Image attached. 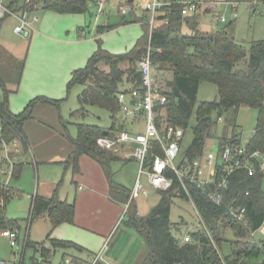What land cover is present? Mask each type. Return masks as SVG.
I'll return each mask as SVG.
<instances>
[{"label":"trees","instance_id":"obj_1","mask_svg":"<svg viewBox=\"0 0 264 264\" xmlns=\"http://www.w3.org/2000/svg\"><path fill=\"white\" fill-rule=\"evenodd\" d=\"M89 0H26L22 9L34 11L41 7L44 10L59 14H84L88 10ZM173 3L158 17L157 25L152 34V60L155 72L171 73L172 79H159L161 92L169 99L167 105L168 119L176 128L185 132L191 126V118L196 110V123L192 127L193 141L188 146V155L192 158L204 152L209 139L214 138L215 121L212 118L217 113L219 119L224 113L233 111L235 117L242 107L258 110V123L253 137L248 143L251 151L264 152V39L253 42L250 50L241 45L231 30L232 23L213 33L200 30V19L204 12H214L217 6H209L200 14L183 17L182 5ZM212 1V0H211ZM229 2L247 3L252 13L256 15L253 6L255 0H228ZM264 4V0H257ZM130 6L132 3L128 2ZM10 6V8H14ZM122 16L117 24L106 27L107 31L133 23L141 24L143 35L132 49L121 54H114L102 47L98 42L96 51L90 56L87 64L71 73L67 84L68 92L76 85L83 86L78 95L80 108L72 112V117L86 118L88 107H99L108 111L113 118L110 128H102L85 123L77 124L76 138H70L73 151L62 163L73 172L80 171V158L84 155L99 162L110 182V198L112 201L127 204L131 190L113 179L112 163L120 158L99 148L96 141L102 136H113L123 126H118L117 115L120 105L118 93L141 87L142 76L139 62L146 54L149 44L150 26L146 23L148 15L138 17L134 12ZM8 15L0 19V26ZM166 20L169 21L166 24ZM188 29L185 33L184 29ZM161 49V52H157ZM27 56L23 60L12 58L0 46V87L4 99H0V123L3 137L11 142L19 140L25 149H29L25 125L33 119V113L39 104L50 103L59 106L62 100H56L40 95L31 99L19 113L10 110L9 96L17 93L24 73ZM245 68H237L241 62ZM202 83H212L217 86L218 99L212 102L198 103L199 88ZM236 128V118H235ZM120 127V129H119ZM108 132V134H106ZM221 142L228 138H221ZM1 142V141H0ZM24 164L17 161L12 179L21 177ZM264 176L249 177L245 172L236 173L231 183V198L241 196L248 210L250 227L237 226L236 240H230V254H223L222 231L218 223L225 210L210 202L201 190L195 189L193 194L211 231L215 234L214 244L205 232L194 233L192 240L182 243V223L170 220L171 203L178 196L186 201L181 185L176 181L169 191H162L161 198L150 213L141 217L135 210L128 216L127 225L135 229L147 243L148 251L140 264H252V260L262 256L259 244L250 239V232L258 230L264 223V191L262 189ZM59 183L52 195L46 197L36 195L30 210V223L41 217H46L51 228L68 223L73 224L76 213V203L62 200L59 196ZM249 191V195L245 193ZM16 194L11 185L0 184V231L18 229L17 221L8 220L6 207L9 200ZM224 223L228 221L223 219ZM125 220H123L124 222ZM236 226V224H234ZM48 241L54 249L78 247L72 241L51 239ZM27 247L41 250L43 258L51 254V250L43 243L27 242ZM77 261V260H76ZM83 264V262H79ZM36 264V261L33 262ZM101 264V263H98Z\"/></svg>","mask_w":264,"mask_h":264},{"label":"rangeland","instance_id":"obj_2","mask_svg":"<svg viewBox=\"0 0 264 264\" xmlns=\"http://www.w3.org/2000/svg\"><path fill=\"white\" fill-rule=\"evenodd\" d=\"M5 1L6 3L11 2V0ZM15 1H17L18 8H15L14 6V9L16 11H20L25 0ZM203 1L206 2V0ZM216 1L222 3L219 8L221 10V14L227 18V23H221L218 26L219 30L233 23L231 28L233 35L247 50H250L253 42L264 39V13L254 15L247 3H239L238 8L236 9L237 18H235L234 4L228 0H209L206 3L209 4V6H212V3ZM97 2L98 0H89L88 10L84 14H66L60 16L59 14L53 15L54 13L44 9L35 13L38 21L33 23V28H35V24L37 22H39L38 24L41 23V26H44L45 23H52L49 16H53L57 20L55 28L59 32H56L53 29L44 30L42 27L41 32L50 37H54L55 39H65V41H68L66 47L76 49L77 55H83V57L81 58L77 56L71 62L69 61V65L64 67L63 77L61 76V71H58L53 73L48 82H46L47 78L45 77V74L32 80L31 84L36 86L38 90L47 88L51 89L49 92L52 93L48 94L47 90V92L38 93L33 97L43 95L48 98L62 100L59 106L50 103L39 104L37 106V109L33 114L35 118H33L27 125L29 126L28 132H30L34 138L42 134L40 128H43L45 130L47 129L50 135H53V132L55 131L59 132L62 138H64L65 143L69 145L71 143L70 138L77 137V124L85 123L87 125H95L102 128H110L112 125V115L108 111L99 107H88L87 110L89 113L86 118L72 117V112L80 108L78 95L83 91V86L76 85L68 92L67 84L70 80L72 70L79 67L82 68L87 64L90 56L94 51H96L98 42H101L102 47L111 53L121 54L134 47L138 38L143 35V28L141 24L133 23L112 31H107L106 27H108L109 24H116L121 19V14L119 12L120 4H123V6L126 7L128 14L131 12L128 0H108L104 6L103 12H100ZM131 9L135 12L138 11L137 6H133ZM26 11H28V9H26ZM28 20L32 22L30 19ZM203 22V25L207 27L210 24V22L207 21V18H203L202 23ZM38 24L36 27H38ZM20 25L21 21L17 17L9 15L5 20H3L0 26V41L4 46L8 44L25 45V53L27 51L29 59V54L35 46L38 38L36 32L27 36L26 33H28V29L24 33H16L15 28ZM36 31H38L37 28ZM81 31L84 35L81 34ZM30 32H33V30ZM184 32L187 33L188 29L185 28ZM32 35L34 36V39L32 38ZM57 44L60 46L59 42H57ZM72 66L75 67L72 68ZM69 67L72 68V70ZM237 68L244 69L245 62L243 61L239 63ZM155 76L161 80L172 79L171 73L164 74L161 71H156ZM28 83L25 81L24 86L26 87ZM0 99H4L1 87ZM217 99L218 89L216 85L212 83H202L200 85L198 103L212 102ZM30 101L31 98H27L24 91H19L18 93H14L9 96L10 109L15 113L21 112ZM117 117H119V114ZM258 117V110L249 107H242L237 112L236 117L233 111L224 113L221 119H219L217 113H214L212 118L216 122V134L214 138L208 140L206 147L216 149L217 146L215 144L217 141L232 133L229 131L235 127V118L237 126L236 131L241 134L240 138L242 140V144L247 145L255 133ZM195 123L196 110L191 118V126L186 132L184 139L185 148L190 146L193 141L194 135L192 127ZM52 142L53 143L50 145L51 148L56 149L59 147L58 141ZM55 154L56 153L53 152L52 156ZM34 155V151L31 149V154L23 156L20 160V162H24L25 165L21 177L11 181V186L16 189V194L7 203V217L8 220H14L18 223V229L20 232L19 253L24 254L25 264H33L34 261H36V264H65V259L81 257V251L76 249H54L52 247L51 243L48 242L47 239L51 228L48 219L46 217H41L30 223V210L32 205L31 197L35 195L37 189L39 191V195H43L45 191H50V187L53 186V184H59L60 182V189L63 193L70 191V187L74 189L70 179L73 170L66 168L64 165L55 163L61 159H58L60 155H56L54 158L55 160L38 161L39 164L35 166L33 162ZM139 168V163L135 160H117L112 163L113 178L116 182L122 183L125 187L132 189L139 175ZM142 180L149 190V195H142L135 203H133L127 212L128 216H130L135 209L138 210L139 216H147L151 209L158 204L161 198V191L153 189L149 185L145 176H143ZM262 188L264 190V180ZM29 195L31 196L30 198L28 197ZM128 216L123 218L125 221L120 224L122 228H128L125 225V222L129 219ZM182 219L185 222V224L181 227L182 233H185L188 230L193 231L197 223V216L194 208L189 202L176 196L173 198L171 203L170 220L173 223H178L181 222ZM134 230L129 229L130 232ZM133 234L135 236L138 235L136 232ZM225 235L226 238H234L232 231H226ZM258 237L262 236L258 235ZM27 238H30L33 243L41 244L42 242L44 245L47 243L45 247L51 250V254L46 257V262H43V259L45 258H43L41 250H35L33 247H27L25 245ZM230 251V244L225 242L223 245V254H230ZM14 252H16V249H13L9 240L3 237L0 233V261H13ZM146 252L143 256L146 255ZM263 261V258H261L258 262H255V264H263Z\"/></svg>","mask_w":264,"mask_h":264},{"label":"built area","instance_id":"obj_3","mask_svg":"<svg viewBox=\"0 0 264 264\" xmlns=\"http://www.w3.org/2000/svg\"><path fill=\"white\" fill-rule=\"evenodd\" d=\"M100 4L107 0H98ZM182 5L183 17L200 14L205 8L203 0H176ZM173 3L172 0H138L136 3L137 13L148 15L146 22L150 26L149 44L146 54L139 62V69L142 76L141 87L131 88L129 91L118 93L117 99L120 105V112L123 116V123L126 125L115 135L102 136L96 141L99 148L109 151L125 159H132L139 163V175L135 182L127 204L125 214L131 205L142 195L148 196L149 190L143 183V176L146 177L149 185L158 191H169L177 181L196 213L197 224L193 231H186L180 241L186 243L192 240L195 233L205 232L210 240L215 243V234L211 231L204 219L197 200L193 194L195 189L201 190L206 198L213 204L223 207L224 218L228 223L239 225L248 229L247 206L241 196L231 198V183L234 174L245 172L249 177L264 174V152L251 151L247 146L242 145L235 138H228L215 145L216 149L204 150L197 157L188 155V148H184L186 132L183 128H176L169 122L167 105L169 99L161 92L160 84L155 76V67L152 60V34L157 25L158 17ZM214 6L222 3L213 2ZM234 4V16L237 17L238 2ZM253 6L256 13H264V4L255 0ZM41 8V7H39ZM218 8V7H217ZM36 9V8H35ZM122 14L128 13L125 6L119 7ZM132 10V9H130ZM215 22H227V18L217 10L211 12ZM7 15L17 16L9 9L4 0H0V18ZM28 11H24L20 18L21 25L15 28V32L28 33L33 30L31 23L26 19ZM169 21L166 20V24ZM161 52V49H157ZM0 184L4 187L10 186L14 167L22 151V143L19 140L8 142L3 137V128L0 123ZM250 193H245L248 196ZM4 200L0 198V204ZM251 231L250 237L259 244L264 257V240H258L256 233ZM3 235L8 238L14 252V260L11 262L1 260L0 264H23V254L19 253L20 240L17 230L7 229ZM106 244L104 249L106 248ZM103 249V250H104ZM102 250V251H103ZM113 264L105 261L102 252L95 256L91 264ZM65 264H80L71 259H65Z\"/></svg>","mask_w":264,"mask_h":264},{"label":"crops","instance_id":"obj_4","mask_svg":"<svg viewBox=\"0 0 264 264\" xmlns=\"http://www.w3.org/2000/svg\"><path fill=\"white\" fill-rule=\"evenodd\" d=\"M107 1L103 4H100L99 1L97 2V5L99 7L100 12L104 11V6L107 3ZM137 1L133 0V2H130V3H132L133 6H136ZM4 2H5V5L9 9H11L10 6H13L12 4H14L15 8H18L17 1H15V0H11V2H7V3L4 0ZM25 2H26V0H25ZM25 2H24V5H25ZM128 2H129V0H128ZM216 2H218V1H216ZM219 3H221V2H219ZM24 5H23V7H24ZM120 6H123V4H120ZM133 6L129 5L130 9ZM219 6L220 5L217 6L218 7L217 11L221 14V10H220ZM22 8L20 9V11H16L14 8L11 9L13 11L15 10L14 13L16 15L18 14L17 16H19V17H17V18L19 20L23 16L24 11H26V9H22ZM237 8H238V6H237ZM39 10H43V9L38 7L36 9H34V11L28 10L29 15H25L26 19L28 16V19H30L32 21V22L29 21L32 24L31 26H33L34 22L38 21L35 13ZM50 12L54 13L53 15L59 14V13H56L53 11H50ZM119 12H120V9H119ZM131 12H134L136 14V16H138V17H142L144 15V14L142 15L141 12L137 13V11L135 12L134 10H131ZM120 14H121V17L122 16H128V13L122 14L120 12ZM59 15L63 16L66 14H59ZM60 16H57V17H60ZM209 16H210V19H209ZM49 17H50L52 23H50V24L45 23L44 26H41V23L38 24L39 22H37L35 24V28L32 27L33 32L26 33V35L29 36L31 33L33 34L34 32H36V35L38 38L35 46L32 48V50L29 54V59H28L27 51L25 53V45H23V44H20V45L19 44L18 45L8 44V45L4 46L0 41V46L3 48V50H5L6 53L11 55L12 58H15L17 60H23L27 56L25 69H24V73H23V76L21 79V83H20V87L18 89V92L24 91L27 98H31V99L34 98L33 96L37 95L38 93L47 92V90H48V92H47L48 94H52L49 92L51 89L46 88L43 90H38L36 88V86L31 84L32 80L39 78L43 74H45V77L47 78L46 82H48L51 79L53 73L58 72V71H61V76L63 77L64 76V67L66 65H69V61L71 62L77 56H79V55H77L76 49H72L71 47H66L68 41H65V39H63V40L55 39L54 37H50V36L45 35L44 33L41 32V27L44 30L53 29L54 31L59 32L55 28V24L57 23L56 18H54L53 16H49ZM203 18H207V21L210 22L208 27L203 25L204 24V22L202 23ZM0 19H2V18H0ZM221 23H223V22H215L213 20L211 12H204V15H202L201 19H200V30H202L204 32H208V33H213V32H216L217 30H219L218 26ZM225 23H227V22H225ZM37 24H38V27H36ZM109 25H111V24H109ZM46 27H48V28H46ZM36 28L38 31H36ZM64 31H66V30H64ZM110 31H112V30H110ZM81 34L84 35V33L82 31H81ZM32 38L34 39V36ZM57 42H59L60 46L57 44ZM79 57L82 58L83 55L79 56ZM75 66H72V68ZM72 68H70V69L72 70ZM75 69H77V68H75ZM75 69H73L72 71H74ZM25 81H27V83L29 81V83L26 87L24 86ZM38 96H40V95H38ZM36 109H35V111H36ZM33 118H35V117L33 116ZM118 121H117L118 126L121 124L123 126V128H121V130H123L126 125L123 123L124 120H123V116H122L121 112H119ZM30 122H31V120L28 121L25 125V133L27 135V141H28L29 149H25L22 145V151L20 154L21 157L20 156L18 157V161H20L23 156H25L27 154H31V149H33L34 154H35L33 157V162H34L35 166H37L39 164L38 161L55 160L54 158L56 155H60V157L58 159H60V158L61 159L55 163L62 165V163L65 162L69 158L70 154L72 153V151L74 149L73 145L71 143L69 145H67L65 143L64 138H62V136L59 134V132L55 131V132H53V135H50L49 131L47 129L45 130L43 128H40V131L42 134L40 136L34 138L31 135V133L28 132L29 126H27V125ZM119 129H120V127H119ZM229 132H232V133L230 135H226L225 138H231V137L235 138L237 141H239L242 144V140L240 138L241 134L236 131V128H232L231 131H229ZM221 140L222 139L218 140L217 143L220 142ZM52 141H54V142L58 141L59 147H57L56 149L51 148L50 145L53 143ZM244 146L248 147V144L244 145ZM186 148H188V147H186ZM207 149H210V148L206 147L205 150H207ZM53 152L56 154L52 156ZM118 157L120 158L119 160H123V161L132 160V159H125V158H122L120 156H118ZM20 163L25 165V163L22 161ZM69 169H72V168H69ZM262 176H264V174H262ZM70 179H71V182L74 186V189L70 187V191H66L64 193L62 192L61 189H59V196L62 200H67L68 202H71V203L73 200V202L76 203V213H75L74 223L73 224L65 223V224L58 226L56 229L50 228L48 236L51 235V239L68 240V241H72L75 244H77L78 247H70V248H67L64 250L76 249V250L81 251V253H82L81 257H72L71 260H74V261L77 260L79 262H83V264H91L92 261L95 259V256L98 255L100 252H102L103 259L109 263H113V264H140L141 260L144 257L143 255L145 254L146 251H148L147 243L144 240V238L142 236H139V233L137 231H135L131 226L125 224L129 229H131V230L133 229L138 234V235L136 234L137 236H135L133 234V233H135L134 231H132L133 232L132 233L129 231L128 228H122L121 227L120 224H121V222L123 223V220H124V219L121 220V218L123 217L126 206L119 204V203H116V202L111 200V198H110V182H109V179H108L102 165L99 162H97L95 159H92L91 157L84 155L80 158V171L77 173L72 171V176ZM117 183H119V182H117ZM56 184L57 183L53 184V186L50 187V191H45V193L43 195H41V194L40 195L46 196V197L52 195L53 191L56 189V187L58 185V184L57 185ZM119 184L123 185L122 183H119ZM10 185H11V183H10ZM132 189H129V190H132ZM36 195H39L38 189L36 190V193L34 196L31 197L29 195L28 197L29 198L31 197L32 202H33V199ZM135 210H137V209H135ZM223 219H225L224 216L220 217V220L218 221V223H219L218 226H220L221 231H222V235H223L222 237L224 238L223 244L225 242L229 244L230 240H236V239L240 238L237 236V232H238L237 226H239V225L234 226L232 224H227L226 222L224 223ZM182 222L185 224L183 219L181 222H178V223H182ZM230 229H232V230H230ZM14 230H17L19 232V229H14ZM4 231L5 230L0 231V233L2 234L3 237H5L3 235ZM226 231H232L234 238L233 239L226 238V235H225ZM256 231H258L256 233L257 239L258 240H264V223ZM183 234L184 233H181V235L178 237L181 238ZM258 235L259 236L261 235L262 237H258ZM5 238H7V237H5ZM250 239L253 240L251 237H250ZM19 240H20V232H19ZM28 241L31 242L30 238H27L26 244H25L26 246H27ZM215 243H216V241H215ZM105 244L107 246L104 249ZM45 245H47V243H45ZM261 258H263V260H264L263 254L261 257H258V259H254L252 261V264H255V262H258ZM43 262H46V259H43ZM23 264H25L24 254H23ZM101 264H104V263H101ZM263 264H264V261H263Z\"/></svg>","mask_w":264,"mask_h":264},{"label":"water","instance_id":"obj_5","mask_svg":"<svg viewBox=\"0 0 264 264\" xmlns=\"http://www.w3.org/2000/svg\"><path fill=\"white\" fill-rule=\"evenodd\" d=\"M129 2H133V0H129ZM106 134H108V132H106Z\"/></svg>","mask_w":264,"mask_h":264}]
</instances>
